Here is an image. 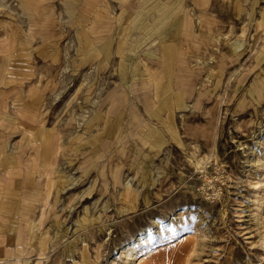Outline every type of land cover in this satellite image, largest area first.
I'll use <instances>...</instances> for the list:
<instances>
[{
  "label": "rangeland",
  "instance_id": "rangeland-1",
  "mask_svg": "<svg viewBox=\"0 0 264 264\" xmlns=\"http://www.w3.org/2000/svg\"><path fill=\"white\" fill-rule=\"evenodd\" d=\"M160 1L104 0L88 34L97 37V22L107 26L103 12H121L124 45L134 34L146 46L149 20L170 8ZM170 1L173 15L193 18L182 37L186 64L180 85L166 87L169 100L148 115L130 77L117 79L127 62L89 53L93 44L74 36L58 0H0V137L19 147L14 132L26 126L10 104L22 97L32 107L27 128L46 127L53 157L35 211L43 240L8 245L22 248L10 264H126L123 245L158 226L161 239L140 264H264L255 216L264 188V0H200L201 10ZM145 66L138 76L153 73ZM111 110L120 117H107ZM175 210L184 216L171 219Z\"/></svg>",
  "mask_w": 264,
  "mask_h": 264
},
{
  "label": "crops",
  "instance_id": "crops-1",
  "mask_svg": "<svg viewBox=\"0 0 264 264\" xmlns=\"http://www.w3.org/2000/svg\"><path fill=\"white\" fill-rule=\"evenodd\" d=\"M65 2L69 5L68 9L61 3V0H58V5L60 8L62 7L66 10L64 13L72 23L71 28L74 30L71 31L74 36L82 37V42H87L86 39L89 38V41L93 44V50L89 53L93 52L99 55L101 59H110L113 65L118 58L119 62L123 60L127 62L126 64H128L131 70L126 76L125 74L127 73H122L121 69H118L119 74L117 75V79L120 76L123 78L130 77L129 84L138 87L135 89V99L141 104L144 112L149 115V113L152 114L155 111L156 106L159 109L163 107V103L169 100L165 92L166 87L180 85L178 71L182 69L181 64H184L183 67L186 64L187 52L183 47L182 37L187 35L186 30L190 22L189 19L193 20V18L189 17L188 12L185 15H173L171 1H160V6L163 5L165 7L169 5L170 8L164 15H160L158 18L153 17L149 20L151 33L149 39H147L148 45L136 44L134 40L135 35L133 34L131 45L125 46L123 42H127L128 44V39L123 41L124 30L127 28L123 27L126 21L125 16L121 12L118 16L103 12V18H106L108 24L104 27L101 22H97L94 26L96 28L94 34H97V37H94L92 34H88V27L91 25L88 23H91L93 20V9L103 6L104 0H66ZM115 2L113 1V4ZM151 2L153 1H148L146 6ZM191 4L196 9L203 7L199 5L201 4L200 0H191ZM158 5L159 3H156V6ZM207 5H211V0ZM186 9L188 10V8H185V12ZM195 12L197 14L196 10ZM100 14H102L101 10ZM199 19L202 20L203 17ZM178 22L181 23L179 30L177 29ZM104 28H106L107 34L104 33L102 35V29ZM109 31L111 32L109 33ZM120 31H124L123 36L120 35ZM131 35L132 33H129L127 37ZM120 41L123 44L117 46ZM193 54H198V51H195ZM112 64L108 65L107 71L111 72ZM126 64L124 65L126 66ZM145 64L154 69L153 73L149 71L148 75L143 74L142 76H138L139 74H136L138 69L139 71L142 68L144 70ZM228 68L230 69L231 65ZM147 79L150 81L154 80L152 82L154 92L149 90V86L146 85ZM113 91L114 89L108 92L109 97L116 95L117 92ZM171 99L182 101L180 95L177 94H174ZM15 102L19 103H16V105L11 103L10 111L13 112L14 116L17 115L16 118L19 119L17 121L19 125L23 124L26 126V128H20V125L15 129L14 133L16 135L19 134L18 137L21 138L19 147L16 146L17 144L13 146L14 144L9 139L4 140V137H0V259H5L4 256H8L10 258L7 262L19 260L15 254L18 253L17 255H20L22 253L18 251L22 250V248L18 249L16 247L17 249L11 251L8 249V245L24 246L31 244L34 238L43 240L36 237L38 233L40 234L37 231L40 213L38 214L35 211L40 207V201L38 202L39 197L43 196V191H41L43 184L42 176L51 172L47 171V169L53 164L50 144L51 136L46 135L49 131L39 122H31L33 125L28 129L29 125L27 124L29 121L26 113L31 106L28 100L22 97L19 100L16 99ZM100 112H102V109ZM19 113L24 114V121L18 117ZM105 115L111 118L120 117V114L116 111L114 112V110H111L110 113L107 112ZM27 134H30V143L27 140ZM23 135H26L25 138ZM29 144L36 147V152H32V147ZM27 230L31 237H28L26 241ZM29 240L31 241L29 242ZM33 243L35 244L36 242L33 241ZM7 262L1 261L0 264H10ZM18 264H30V261L19 262Z\"/></svg>",
  "mask_w": 264,
  "mask_h": 264
},
{
  "label": "bare ground",
  "instance_id": "bare-ground-1",
  "mask_svg": "<svg viewBox=\"0 0 264 264\" xmlns=\"http://www.w3.org/2000/svg\"><path fill=\"white\" fill-rule=\"evenodd\" d=\"M196 90H198V89H196ZM205 163H207V162H205ZM198 166H199V164H198ZM260 186H262V185H260ZM256 200H257V202H256V214H255L256 221H257L256 223H257L258 228L261 232L262 241L264 242V188L261 190V192L258 195V198ZM184 214L185 213L183 210H175V211H173V213L170 216H171V219H180L181 217L184 216ZM162 234H163L162 229L158 226L152 231L149 230V231H146L143 234L137 236L134 241H132L130 243H125L123 245V247L120 249V251H122L121 252L122 254L124 253V251L126 249H127V251H130L129 254L127 255L128 256V258H127L128 263H126V264H140L141 257L143 255H145L143 252L150 245V243H151L150 241L153 239L154 240L153 243L155 244L156 242H158L161 239ZM199 234H201V233H199ZM128 247H130V248H128Z\"/></svg>",
  "mask_w": 264,
  "mask_h": 264
}]
</instances>
